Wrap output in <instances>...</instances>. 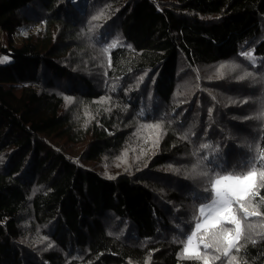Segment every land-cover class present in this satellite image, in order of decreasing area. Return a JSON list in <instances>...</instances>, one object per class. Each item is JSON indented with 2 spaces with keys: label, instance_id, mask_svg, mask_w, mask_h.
I'll use <instances>...</instances> for the list:
<instances>
[{
  "label": "trees",
  "instance_id": "obj_1",
  "mask_svg": "<svg viewBox=\"0 0 264 264\" xmlns=\"http://www.w3.org/2000/svg\"><path fill=\"white\" fill-rule=\"evenodd\" d=\"M0 30V264H203L214 180L264 171V0H0ZM253 191L212 264H264Z\"/></svg>",
  "mask_w": 264,
  "mask_h": 264
},
{
  "label": "snow or ice",
  "instance_id": "obj_2",
  "mask_svg": "<svg viewBox=\"0 0 264 264\" xmlns=\"http://www.w3.org/2000/svg\"><path fill=\"white\" fill-rule=\"evenodd\" d=\"M245 55L248 54L245 53ZM7 60L8 58L4 57L0 59V63ZM140 80L142 81L143 77ZM209 114H211V110H209ZM202 147L208 148L209 145L205 144ZM261 159L264 160V155L261 156ZM257 179L260 182L259 186L256 184ZM257 187H264V171L258 173L253 169L244 176L224 175L216 178L212 184L213 198L211 203L201 205L199 208L203 222H197L195 230L188 236L187 246L184 249L185 254L203 260V264H212V260L220 259L219 255L211 259L205 258L197 251L198 245H194V239L202 229L208 232L207 242L204 243L205 249L214 248L217 253H221L223 256H228L233 248H237L239 251L237 245L242 237V225L241 220L235 214L236 210L233 208V204L238 205L239 210L246 217L259 216L260 212L252 204L251 199L248 200L247 205L245 204L246 197L257 195V192L253 191ZM261 199L264 200V197ZM225 224L233 225L234 229L225 228ZM255 242V240L252 241V243ZM233 261H235V257H232L229 264H232Z\"/></svg>",
  "mask_w": 264,
  "mask_h": 264
},
{
  "label": "rangeland",
  "instance_id": "obj_3",
  "mask_svg": "<svg viewBox=\"0 0 264 264\" xmlns=\"http://www.w3.org/2000/svg\"><path fill=\"white\" fill-rule=\"evenodd\" d=\"M7 37H8V34L6 33V32H3V31H1L0 30V45H2V44H7ZM4 57H7L8 58V60H9V56H7V55H1L0 56V59H2V58H4ZM7 60V61H8ZM6 61V62H7ZM6 62H3V63H6ZM203 222V218H202V220H201V223ZM194 245H198V248H197V251H198V249H199V247H200V245H201V242H199V241H197L196 240V238L194 239Z\"/></svg>",
  "mask_w": 264,
  "mask_h": 264
}]
</instances>
